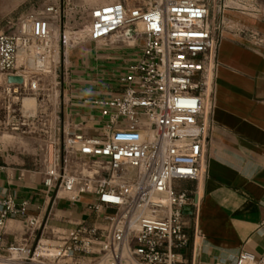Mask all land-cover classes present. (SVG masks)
Returning <instances> with one entry per match:
<instances>
[{
    "label": "built area",
    "instance_id": "2783aa9c",
    "mask_svg": "<svg viewBox=\"0 0 264 264\" xmlns=\"http://www.w3.org/2000/svg\"><path fill=\"white\" fill-rule=\"evenodd\" d=\"M67 5V2H66ZM65 2L21 17L0 32V122L40 141L35 172L43 200L78 205L86 219L50 224V209L28 214V198L0 199V264H186L187 215L197 202L175 182L195 181L207 138L212 71L223 35L224 5L215 0H114L90 9L85 25L56 33ZM141 41L118 78L122 92L84 99L98 111L95 135L60 116V82L70 52L85 42ZM9 77L21 82H10ZM27 97L36 107L23 106ZM25 175L19 172L20 180ZM51 208V207H50ZM22 233L5 242L6 223ZM264 264L241 250L228 263Z\"/></svg>",
    "mask_w": 264,
    "mask_h": 264
},
{
    "label": "crops",
    "instance_id": "0c3cea01",
    "mask_svg": "<svg viewBox=\"0 0 264 264\" xmlns=\"http://www.w3.org/2000/svg\"><path fill=\"white\" fill-rule=\"evenodd\" d=\"M30 0H0V21L18 14ZM253 14L222 10L223 35L212 71L207 114L198 121L208 125L199 161L200 177L175 182L197 202L187 215L189 245L182 252L186 264H218L234 260L241 250L264 254V0H254ZM142 42H85L70 52L69 66L61 76L60 116L67 122H84L83 132L95 135L101 126L98 111L84 99L109 98L122 92L119 76L127 72ZM35 137L5 130L0 122V199L28 198V214L50 224L74 227L86 219L78 205L43 200L40 176L29 162L19 159L27 140ZM25 175L18 179L19 172ZM51 207V208H50ZM20 216L6 223L5 242L22 231Z\"/></svg>",
    "mask_w": 264,
    "mask_h": 264
},
{
    "label": "rangeland",
    "instance_id": "374dc122",
    "mask_svg": "<svg viewBox=\"0 0 264 264\" xmlns=\"http://www.w3.org/2000/svg\"><path fill=\"white\" fill-rule=\"evenodd\" d=\"M62 1L65 2L63 22H55L52 26L56 33L62 31L63 28L69 31L82 27L87 21V15L90 9L111 3L114 0H30L18 10L17 15L6 17L0 21V32L5 34L15 33L18 26V20L21 17L36 14L43 5L61 4ZM253 1L254 0H215V6L226 5V8H223L224 11L227 10L231 13L243 11L253 14L254 11H256ZM25 143H27L26 150H20V153L18 154L19 159L24 160V162H29V164H32L34 168H36L40 158V141L36 137H30ZM78 216H81L79 209Z\"/></svg>",
    "mask_w": 264,
    "mask_h": 264
},
{
    "label": "bare ground",
    "instance_id": "6f19581e",
    "mask_svg": "<svg viewBox=\"0 0 264 264\" xmlns=\"http://www.w3.org/2000/svg\"><path fill=\"white\" fill-rule=\"evenodd\" d=\"M23 106L28 111H33L36 107L35 99L27 97L23 100Z\"/></svg>",
    "mask_w": 264,
    "mask_h": 264
},
{
    "label": "water",
    "instance_id": "95a60500",
    "mask_svg": "<svg viewBox=\"0 0 264 264\" xmlns=\"http://www.w3.org/2000/svg\"><path fill=\"white\" fill-rule=\"evenodd\" d=\"M8 80H9L10 82H21V80H20L19 78H13V77H9ZM185 213H186V214H189V213H190L189 208H186V209H185Z\"/></svg>",
    "mask_w": 264,
    "mask_h": 264
}]
</instances>
